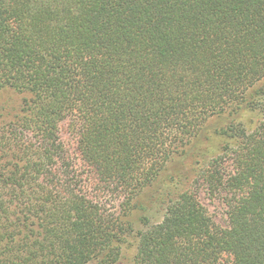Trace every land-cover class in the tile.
Returning a JSON list of instances; mask_svg holds the SVG:
<instances>
[{
    "label": "trees",
    "instance_id": "1",
    "mask_svg": "<svg viewBox=\"0 0 264 264\" xmlns=\"http://www.w3.org/2000/svg\"><path fill=\"white\" fill-rule=\"evenodd\" d=\"M184 156L189 183L165 181ZM129 243L134 264H264V0H0V264Z\"/></svg>",
    "mask_w": 264,
    "mask_h": 264
},
{
    "label": "rangeland",
    "instance_id": "2",
    "mask_svg": "<svg viewBox=\"0 0 264 264\" xmlns=\"http://www.w3.org/2000/svg\"><path fill=\"white\" fill-rule=\"evenodd\" d=\"M219 123L221 122L218 120L211 121L207 126V130L211 132V130H214ZM221 143L223 142L220 139L214 137L213 135H207L206 138L202 140L203 147L217 145ZM191 165V159L188 156H184L183 158H180L169 165L163 178L165 179V181H168L170 177H182V184L187 185L189 183L188 178L190 177L192 179L193 177ZM199 201L208 213L209 217L215 223V225L221 228L227 227L226 207L220 197L211 198L205 193L203 189H201L199 191ZM161 216L162 212L159 214H152V222H158ZM123 251L124 254L121 260V264H134L133 261L135 256V248L132 243L127 244L124 247Z\"/></svg>",
    "mask_w": 264,
    "mask_h": 264
}]
</instances>
